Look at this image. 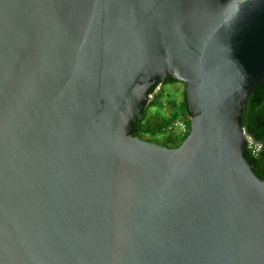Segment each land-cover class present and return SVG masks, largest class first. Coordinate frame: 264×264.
Here are the masks:
<instances>
[{"label":"water","instance_id":"95a60500","mask_svg":"<svg viewBox=\"0 0 264 264\" xmlns=\"http://www.w3.org/2000/svg\"><path fill=\"white\" fill-rule=\"evenodd\" d=\"M167 77L177 147L136 134ZM261 82L264 0H0V264H264Z\"/></svg>","mask_w":264,"mask_h":264},{"label":"trees","instance_id":"16d2710c","mask_svg":"<svg viewBox=\"0 0 264 264\" xmlns=\"http://www.w3.org/2000/svg\"><path fill=\"white\" fill-rule=\"evenodd\" d=\"M180 82L174 78H165L163 84H174ZM158 84L152 88V95L149 103L143 108L141 118L136 127V134L143 138L145 136H160L157 141L169 147H177L187 137L188 134L179 135L176 132L169 131V125L176 120H186L191 124V112L186 95V85L182 90V98L178 100L170 94H166L164 88L157 89ZM165 99V100H164ZM170 108L168 115L155 112L151 116L148 112L151 107L158 109ZM158 111V110H157ZM243 129L256 141L263 143V148L258 153L253 154L251 149L246 148L245 157L253 165L255 172L264 179V82L259 83L253 92L249 95L241 116Z\"/></svg>","mask_w":264,"mask_h":264},{"label":"built area","instance_id":"2783aa9c","mask_svg":"<svg viewBox=\"0 0 264 264\" xmlns=\"http://www.w3.org/2000/svg\"><path fill=\"white\" fill-rule=\"evenodd\" d=\"M151 97L153 95L151 94ZM169 131L176 132L179 135L189 134L190 126L186 120H176L172 124L169 125ZM244 130V129H243ZM244 133L246 134L249 140V146L247 148L251 149L253 154L258 153L263 148V143L260 141H256L252 135L248 134L245 130Z\"/></svg>","mask_w":264,"mask_h":264},{"label":"rangeland","instance_id":"374dc122","mask_svg":"<svg viewBox=\"0 0 264 264\" xmlns=\"http://www.w3.org/2000/svg\"><path fill=\"white\" fill-rule=\"evenodd\" d=\"M184 84L185 83H183V82H177V83L168 84V85L162 84L159 87H157V89L164 88L166 90L165 91L166 94H170L172 97H175L178 100H180L182 98V95H183L182 94V90L184 88ZM170 111L171 110H170V108L168 106L165 107V108H161V109H158L156 107H151L150 110H149V112H148V115L151 116L155 112H158V114L161 113L163 115H168L170 113ZM152 138H153V141H156L157 142L160 139V136H153Z\"/></svg>","mask_w":264,"mask_h":264},{"label":"flooded vegetation","instance_id":"af4514ba","mask_svg":"<svg viewBox=\"0 0 264 264\" xmlns=\"http://www.w3.org/2000/svg\"><path fill=\"white\" fill-rule=\"evenodd\" d=\"M164 80H165V79H164ZM164 80H162L160 83H158V86H157V87H159L160 85H162L163 82H164ZM144 138H147V139H149V140H153V138H152L151 136H145Z\"/></svg>","mask_w":264,"mask_h":264}]
</instances>
